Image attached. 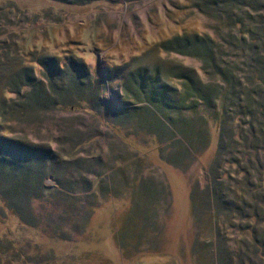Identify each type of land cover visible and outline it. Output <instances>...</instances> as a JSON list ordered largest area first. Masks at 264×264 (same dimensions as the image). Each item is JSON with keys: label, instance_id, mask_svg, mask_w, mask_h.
Here are the masks:
<instances>
[{"label": "rangeland", "instance_id": "obj_1", "mask_svg": "<svg viewBox=\"0 0 264 264\" xmlns=\"http://www.w3.org/2000/svg\"><path fill=\"white\" fill-rule=\"evenodd\" d=\"M124 1L0 0V85L22 67L41 76L47 56L83 64L101 99L133 107L119 119L105 105L104 120L89 119L96 139L69 170L56 165L60 184L0 187V264H264V248L246 247L251 218L238 211L251 189L219 157L217 105L184 96L202 83L200 63L160 49L178 35H213L210 21L192 0Z\"/></svg>", "mask_w": 264, "mask_h": 264}, {"label": "trees", "instance_id": "obj_2", "mask_svg": "<svg viewBox=\"0 0 264 264\" xmlns=\"http://www.w3.org/2000/svg\"><path fill=\"white\" fill-rule=\"evenodd\" d=\"M60 1L86 6L93 0ZM189 8L210 21L214 34L197 33L191 39L188 34L178 35L160 49L195 57L200 63L202 83L197 80L195 86L189 84L184 96L199 102L212 100L217 105L219 157L224 165L238 167L230 180L236 179L251 189L246 199L248 210L236 201L232 203L251 218V242L247 241L246 247L258 251L264 248V0H192ZM37 66L44 71L41 76L34 69L22 67L0 85V187L10 185L14 194L27 185L33 188L30 192L42 190L43 179L49 176L58 182L52 170L59 164L69 170L84 143L96 139L89 136L87 124L89 119L104 120L101 110L105 105L121 112L119 119L124 110L133 108L114 106L113 101L101 99V83L93 79L90 70H84L83 64H61L43 56ZM4 67L9 69L8 65ZM131 78L137 86L139 80ZM140 87L134 92L143 90ZM158 94L151 95L161 99ZM85 134L89 137L85 138ZM53 145L61 147L55 149ZM213 176L210 187L220 188L224 183L221 176ZM226 200L216 193L217 216L224 214Z\"/></svg>", "mask_w": 264, "mask_h": 264}]
</instances>
